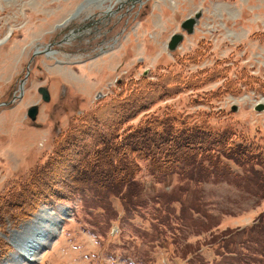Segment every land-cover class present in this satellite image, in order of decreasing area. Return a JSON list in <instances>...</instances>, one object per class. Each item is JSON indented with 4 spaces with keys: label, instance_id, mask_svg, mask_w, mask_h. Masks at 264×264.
I'll return each instance as SVG.
<instances>
[{
    "label": "rangeland",
    "instance_id": "obj_1",
    "mask_svg": "<svg viewBox=\"0 0 264 264\" xmlns=\"http://www.w3.org/2000/svg\"><path fill=\"white\" fill-rule=\"evenodd\" d=\"M199 10L202 17L187 34L181 23ZM177 32L185 38L170 51ZM164 75L206 80L198 90L157 103L134 125L146 113L174 109L230 131L235 145L264 152V111L255 108L264 101V0H0V242L9 247L0 264H264V245L247 240L250 231L234 237L238 254L218 255L221 233L248 230L264 211V197L249 196L234 180L158 178L150 161H140L136 178L144 205L136 211L126 212L110 195L116 212L110 217L76 194L40 203L14 222L9 195L47 160L60 131L87 110L137 89L143 77ZM42 85L50 90L48 102L38 92ZM33 104L40 107L36 121L27 116ZM176 190L188 205L200 202L212 214L208 228L183 224L166 209L160 194ZM40 210L55 224L37 235L22 232ZM37 236L45 241L33 254Z\"/></svg>",
    "mask_w": 264,
    "mask_h": 264
},
{
    "label": "trees",
    "instance_id": "obj_2",
    "mask_svg": "<svg viewBox=\"0 0 264 264\" xmlns=\"http://www.w3.org/2000/svg\"><path fill=\"white\" fill-rule=\"evenodd\" d=\"M164 76L148 82L143 77V84L137 89L87 110L60 131L47 160L32 168L9 195L12 209L17 210L11 214L14 222L31 216L40 203L76 194L106 208L110 217L116 214L110 207V195L121 199L126 212L136 211V205H144V186L136 178L140 161H150L153 174L159 171L158 178L178 174L199 182L234 180L239 187L246 188L249 196L263 198L264 152L255 153L248 146L235 145L230 131L216 129L206 120H196L193 115L174 109L161 115L146 113L137 125L132 123L157 103L187 90H198L206 80L204 77L182 82L178 76ZM224 76L217 74L214 78ZM233 164L240 172L233 169ZM160 197L181 223L197 224L202 229L210 226L212 214L200 202L188 205L178 190L161 193ZM174 203H179L178 211ZM247 231V240L264 245V211L248 230L228 229L221 233L219 238L225 243H220V248L224 251L218 250V255L238 254L234 237ZM5 244L0 242V257L9 248Z\"/></svg>",
    "mask_w": 264,
    "mask_h": 264
},
{
    "label": "water",
    "instance_id": "obj_3",
    "mask_svg": "<svg viewBox=\"0 0 264 264\" xmlns=\"http://www.w3.org/2000/svg\"><path fill=\"white\" fill-rule=\"evenodd\" d=\"M202 14H203L202 10H199L195 13L194 16L187 17L181 24L182 30H185L187 34H193L195 31L196 25L198 24L200 18L202 17ZM184 37H185V35L183 32L174 33L171 36V40L168 44L169 49L171 51L176 50L179 47V45L182 43V41L184 40ZM147 73H148V71H145L144 74H147ZM25 78H27V76ZM24 82H25V79H23L21 81L20 89H21L22 84ZM66 91H67L66 88L63 87L61 94L64 96ZM38 92L42 95V99L44 101H50L51 100L50 90L47 86H44V85L40 86L38 88ZM15 97L20 98L21 94L15 95ZM10 102H12V100ZM255 108L258 111H264V102L257 103ZM238 109H239L238 105H233V107H232L233 111H237ZM38 113H39V105L38 104H33L32 106L29 107L28 116L32 120H36Z\"/></svg>",
    "mask_w": 264,
    "mask_h": 264
},
{
    "label": "bare ground",
    "instance_id": "obj_4",
    "mask_svg": "<svg viewBox=\"0 0 264 264\" xmlns=\"http://www.w3.org/2000/svg\"><path fill=\"white\" fill-rule=\"evenodd\" d=\"M87 1L90 2V0H87ZM79 11H81V10H79ZM82 11H83V10H82ZM82 11H81V13H82ZM75 14L78 15L79 12L74 13V14H73L74 16H72V17L69 18L68 20L70 21L73 17H75ZM46 53H48L49 55H53V54H54V51H53V49H51V50L48 49ZM21 88H22V87H21ZM261 102H264V101H261ZM43 212H44V210H40V212L34 216L35 219L32 220L33 223H31V225H28V224H27V225H24V228H23V231H22V232H25V231H27V232H28V231H29V232H33V231H35V235H37L36 233H37L40 229L44 228L45 224H48V225H50V223L55 224V219L51 221L49 218H45ZM22 232H21V233H22ZM21 233L17 234V236L20 235ZM46 236H47V235H46ZM48 236H49V235H48ZM15 237H16V236H15ZM36 238H37V240L34 239V242H36V246L31 247V249L34 250V251H33V254L36 253L37 248H39L40 245H43V243H44V241H45V240H43V238H39V236H37ZM18 247H19V246H18ZM19 253H20V251H19ZM19 253H18V254H19ZM18 254H17V255H18ZM18 256H23V257H24V255H22L21 253H20ZM18 256H16L15 258H17ZM24 258H25V257H24ZM25 259H26V258H25Z\"/></svg>",
    "mask_w": 264,
    "mask_h": 264
}]
</instances>
